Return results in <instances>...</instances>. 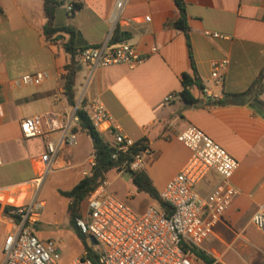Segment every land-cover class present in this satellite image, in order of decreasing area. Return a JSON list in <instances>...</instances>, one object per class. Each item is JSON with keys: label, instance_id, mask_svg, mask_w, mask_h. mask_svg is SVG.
<instances>
[{"label": "crops", "instance_id": "obj_1", "mask_svg": "<svg viewBox=\"0 0 264 264\" xmlns=\"http://www.w3.org/2000/svg\"><path fill=\"white\" fill-rule=\"evenodd\" d=\"M115 2L68 0L56 11L55 24L80 31L89 45L106 43L119 26L130 34L124 41L147 56L134 68L126 64L92 68L81 63L74 86L76 106L82 95L85 102L99 99L126 136L135 142L147 140L150 155L145 156L140 171L148 175L159 193L191 157V151L177 140V134L188 126L197 127L224 148L239 163L232 178L239 194L199 248L215 264H240L234 262L235 257L243 264H261L264 251L258 257L252 256L261 248L251 231L261 233L252 218L258 207L264 206V118L250 107V102L215 105L205 101L246 92L258 80L264 69V0H185L194 61L204 86L203 92L193 91L199 100L197 106L187 105L179 96L181 77L190 71L191 61L186 37L174 27L179 17L174 0H127L117 22L112 20ZM73 3L83 7L70 17L67 7ZM46 22L43 0H0L2 208L37 198L53 172H64L68 180L78 183L91 169L92 142L86 133L78 132V145L61 148L54 169L40 187L35 183L43 172L40 158L46 150V139L42 135L24 137L21 122L40 117L43 131H50V139L57 141L62 133L59 128L67 124L75 108L67 104L64 95L65 39L48 41L43 34ZM153 48L157 49L154 53ZM217 62L225 63L219 71L222 81L212 77ZM24 75H42V80L39 85H19ZM260 88L258 97L264 102V76ZM168 96H173L172 100L165 101ZM108 127L105 123L98 130L107 141L114 142ZM79 135L84 138L79 140ZM87 142L91 144L90 153L85 151ZM113 172L114 179H106L110 193L113 183L127 174ZM219 182V175L210 171L194 190L206 198ZM126 196L130 200L134 194L129 191ZM127 200L123 201L129 205ZM151 201L149 207H158ZM11 228L10 218L1 209L0 264L4 261L3 243Z\"/></svg>", "mask_w": 264, "mask_h": 264}, {"label": "built area", "instance_id": "obj_2", "mask_svg": "<svg viewBox=\"0 0 264 264\" xmlns=\"http://www.w3.org/2000/svg\"><path fill=\"white\" fill-rule=\"evenodd\" d=\"M127 0H116V12L112 15L118 21L120 12ZM68 12L73 5L67 7ZM149 21V17H146ZM219 37V34H213ZM111 39V38H110ZM157 49L153 48L152 53ZM147 56L140 54L127 41L106 43L91 47L79 54V61L92 68L126 64L130 68L143 63ZM223 62L213 64L212 77L220 81V69ZM42 75H24L18 80L22 86L39 85ZM168 96L165 101L172 100ZM78 109L84 110L93 126L97 129L108 123L114 144L118 151L127 152L135 141L126 136L114 123L112 115L103 102L95 99L84 101L82 95L79 103L72 110L69 121L63 125L61 136L57 141L51 140L50 131H43L40 117L25 119L21 122L24 137L32 138L42 135L46 139V150L40 160L43 172L36 180L41 186L46 175L55 167L57 154L61 148H73L78 145V136L74 129L79 126ZM177 140L191 151V157L179 174L173 178L159 193L162 201L172 208L168 216L159 207H149L142 213L135 212L125 201L109 192V181L104 180L91 192L83 203L76 226L85 237L91 250L98 255L99 264H202L186 255L184 244L200 247L202 242L213 233L215 226L231 208L239 190L233 185L232 178L239 168V163L224 148L195 126H188L177 134ZM149 149L132 156L130 166L140 171ZM95 154L89 166H95ZM126 171V164L118 170L119 175ZM210 171L220 177L219 184L206 197H200L194 190ZM89 171L85 172L88 175ZM10 219L11 230L3 243V264H59L61 252L59 244L53 240H39L32 231V226L39 222L44 203L37 198L30 202L14 206ZM81 208V209H82ZM205 213V217L201 215ZM252 224L264 235V206L260 205L252 218ZM86 253L66 264H93ZM264 264V254L262 263Z\"/></svg>", "mask_w": 264, "mask_h": 264}, {"label": "trees", "instance_id": "obj_3", "mask_svg": "<svg viewBox=\"0 0 264 264\" xmlns=\"http://www.w3.org/2000/svg\"><path fill=\"white\" fill-rule=\"evenodd\" d=\"M178 11L179 17L174 22V27L181 31L187 41V47L189 51L191 68L190 71L184 73L181 77L182 89L179 96L189 106H197L199 100L195 97L193 91H204V86L199 77L197 67L194 61L192 45L190 41V27L187 19V6L185 0H174ZM44 13L47 22L43 28V34L45 38L55 40L59 37L65 39L64 50L66 53V65L64 67L65 73L62 76L63 85L65 88V99L70 107L76 106L74 86L78 73L82 70V64L79 61V54L88 48L98 47V45H89L83 38L80 31L74 29L71 26H57L55 24L56 11L63 3L62 0H43ZM73 10L69 12L70 17L82 9L83 4L73 3ZM130 34L123 31L117 26L111 36L110 42L117 43L129 39ZM264 76V69L261 72L258 80L246 91L240 94H227L224 100H214L208 98L206 104L215 105H228V104H246L250 102V107L254 111L264 118V102L258 97L261 91L260 84ZM232 98V101H229ZM77 115L79 117V126L74 129V132L86 133L93 145L96 164L90 169L88 175L82 177V179L73 186L71 190L62 191L59 193L61 196L69 199L68 210L71 215V223L75 227L77 234L82 238L84 242V251L86 258L90 259L93 264H99L97 253L93 252L86 242L85 237L80 233L76 226V219L80 217V211L84 201L89 194L96 190L99 185L108 178V175L113 171H118L126 164V173L130 175L133 185L136 187L138 193L149 196L157 206L164 211L168 216L172 212L170 205L161 200L159 192L153 186L148 175L144 171L133 170L130 166L132 156L143 152L148 149L147 140H139L135 142L127 152L118 151L114 142L107 141L103 135L95 128L87 115V113L78 109ZM3 209L5 216L10 219L17 218L12 214L14 206L6 205L2 208L0 204V210ZM186 255L193 257L202 264H215V260L208 256L199 247L186 245L183 246Z\"/></svg>", "mask_w": 264, "mask_h": 264}, {"label": "rangeland", "instance_id": "obj_4", "mask_svg": "<svg viewBox=\"0 0 264 264\" xmlns=\"http://www.w3.org/2000/svg\"><path fill=\"white\" fill-rule=\"evenodd\" d=\"M62 1L65 5L68 4V0ZM83 138V135H79V140ZM84 147L87 153L91 152L92 148L89 142H87ZM114 173L115 172L109 174V180L112 181L114 179ZM76 181L75 179L68 180L64 172H53L43 183L37 197L39 201L45 202V206L40 214L39 222L32 226V231L39 240H53L59 244L61 252L59 264H66L76 258L82 257L85 253L84 242L71 223V215L68 210L69 199L61 196L59 193L60 190H71L75 183H77ZM111 191L125 201L127 200L126 195L131 191L134 196L132 199L127 200V202L139 213L153 204L147 195L134 191L129 174H124L121 179L114 182L111 186ZM82 210L83 208L81 211ZM251 234L254 235L261 248V250L256 249L253 251L252 256L256 255V257H258L262 254V251H264V236L255 229H252ZM250 257H248V259H250ZM232 259L236 263L243 264L236 257ZM250 261L252 262L253 260Z\"/></svg>", "mask_w": 264, "mask_h": 264}]
</instances>
